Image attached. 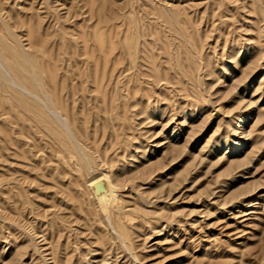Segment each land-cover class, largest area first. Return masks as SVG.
Wrapping results in <instances>:
<instances>
[{"label": "rangeland", "instance_id": "rangeland-1", "mask_svg": "<svg viewBox=\"0 0 264 264\" xmlns=\"http://www.w3.org/2000/svg\"><path fill=\"white\" fill-rule=\"evenodd\" d=\"M0 34V264H264V0H0Z\"/></svg>", "mask_w": 264, "mask_h": 264}, {"label": "bare ground", "instance_id": "bare-ground-1", "mask_svg": "<svg viewBox=\"0 0 264 264\" xmlns=\"http://www.w3.org/2000/svg\"><path fill=\"white\" fill-rule=\"evenodd\" d=\"M50 18V17H49ZM9 34V33H8ZM1 35V34H0ZM10 35V34H9ZM10 36H12V35H10ZM44 42V41H43ZM53 42V41H52ZM37 43H39L38 44V49L40 48V50H41V47H40V45H41V43L42 42H37ZM34 44V43H33ZM30 47V46H29ZM35 47V46H34ZM49 47V46H48ZM6 48V47H5ZM7 49V48H6ZM26 51V50H25ZM24 50H21V53H20V56L22 57V60H23V62H26V63H28L29 64V61H30V55L28 54V52H25ZM49 51V50H48ZM46 52V51H45ZM19 57V56H18ZM18 57H16V56H14V58H12V59H14V61L12 62L13 63V65H17V66H19V63H18V59L20 60V58H18ZM72 57V56H71ZM2 65V64H1ZM31 65V64H30ZM31 67V66H30ZM30 69V68H29ZM6 74H7V72H6ZM9 74V73H8ZM7 74V75H8ZM34 80H36L35 79V77L33 78ZM11 81V80H10ZM12 82V81H11ZM12 84H14L13 82H12ZM16 87V86H15ZM26 92H27V90H26ZM29 92V91H28ZM30 93V92H29ZM41 96V95H40ZM40 101H42V98H39V97H37ZM44 100V99H43ZM53 100V99H52ZM54 101V100H53ZM45 102H47V101H45ZM45 102H41L44 106H45V108H46V110L48 111V112H50L53 116L55 115V110L51 107V106H53V102L51 103V102H49L48 104H49V106L48 105H45L44 103ZM55 103V102H54ZM50 104H52L51 106H50ZM56 109V108H55ZM65 124V123H64ZM101 178V177H100ZM100 178H99V180H100ZM93 179V178H92ZM90 180V179H89ZM98 180V181H99ZM97 181V179L95 180V181H93L94 183ZM93 183H91V185H92Z\"/></svg>", "mask_w": 264, "mask_h": 264}]
</instances>
